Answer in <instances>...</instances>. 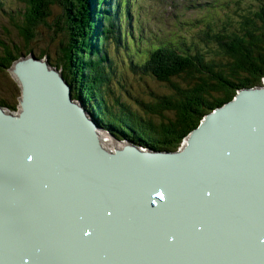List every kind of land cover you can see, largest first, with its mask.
Here are the masks:
<instances>
[{
  "label": "water",
  "instance_id": "water-1",
  "mask_svg": "<svg viewBox=\"0 0 264 264\" xmlns=\"http://www.w3.org/2000/svg\"><path fill=\"white\" fill-rule=\"evenodd\" d=\"M21 66L42 69L46 76L56 80L59 105L66 119L73 113L85 117L83 105L73 102L69 85L55 71L49 69L46 62L33 57L18 60L14 64L13 73L20 81L18 69ZM22 85L25 99L23 97L20 102L22 112L18 118L10 117L6 120L0 116V120L7 122L5 137L9 133V136L13 134L18 140L25 133L27 125L37 128L44 125L40 123L41 120L28 121L29 92L26 79L22 81ZM260 110L264 111V87L240 90L233 101L204 117L200 126L187 137L186 146L181 152L152 153L146 150L147 153H140L138 150L142 151L144 148L128 146L130 151L122 155L121 171L107 166L108 163L117 161L118 153L109 155L93 142L103 156L100 171L108 174L109 179L115 178L114 181H109V193H105L100 206L94 207L96 211H104L106 217L79 218L78 221H72L64 242L58 240V237L42 236V245L47 239L56 245L49 248L41 246L44 250L43 256L38 252L31 253L30 262L24 259L21 264H42L46 252L48 264H53L54 254L63 249L67 250L64 246L69 244L70 237L71 241L78 238L81 234L79 230H83V237L77 245L99 247L101 252L108 250L106 253H113L117 264H173L172 261L176 260L179 264H264V129H250L257 126L250 124L254 118H258L254 112ZM217 115L225 116L226 121L221 122L225 124H220L218 118L211 120ZM90 118L93 124L97 123L95 125L100 127L96 119ZM209 126L212 127L211 130H207ZM242 126L246 128H240ZM212 130L226 134L221 140L220 148L228 151L229 157V160L226 157L222 168H219L217 176L213 177L207 174L213 158H204L201 152H217V144L212 147L209 143L216 141ZM231 135H235V140L225 148V140L228 139L226 137ZM88 140L89 138L85 139V142ZM2 146H5V139ZM11 146L16 145L11 142ZM193 146L200 148L197 155ZM191 155L193 158H186ZM154 157H160L161 162L155 164ZM132 160L135 162H131ZM12 173L14 172L10 171L9 174ZM5 177L7 176L3 178ZM181 177L191 180L192 185L180 191H172L173 181ZM206 178L210 181L204 186ZM67 181L68 179L64 180ZM5 188L9 194L16 187ZM141 189L147 196L141 193ZM136 190L140 193L135 195ZM54 194L64 196L65 192L59 190ZM0 200L6 207L9 199L0 196ZM143 221L150 224L151 231H133ZM157 228H162L163 231L159 240H154V230ZM145 240L148 245L175 248L167 253L164 250L153 252L145 246ZM24 249L25 246L22 250ZM94 258L105 259L106 255L81 253L73 257L71 263L78 259L87 262ZM56 264L70 263L66 258H59Z\"/></svg>",
  "mask_w": 264,
  "mask_h": 264
},
{
  "label": "trees",
  "instance_id": "trees-1",
  "mask_svg": "<svg viewBox=\"0 0 264 264\" xmlns=\"http://www.w3.org/2000/svg\"><path fill=\"white\" fill-rule=\"evenodd\" d=\"M6 1L0 0V15ZM17 1L23 8L17 11V16L11 15L10 21L26 45L36 37V32L34 36L29 29L42 25L53 8L60 10L57 28L65 40L72 41L73 47L69 57L64 46L59 47L58 64L64 65V75L73 92L82 94L87 101L93 99L99 107L98 110L94 106L93 112L99 114L97 119L101 125L112 128L109 130L112 134L116 131L148 148L154 144L156 151L164 149L161 146L177 144L168 151L177 152L182 141L211 111L233 101L240 90L262 87L264 0H249L245 8H241L245 1L239 3V16L234 22L225 16L226 29L212 31L207 41V37L200 36L201 47L206 49L214 43V52L196 48L195 44L191 47L187 42H182L177 49L173 48L174 43L150 42L135 26L134 0L126 7L115 0ZM228 2L233 5L235 0ZM108 40L114 42L116 49L123 48L133 74L168 83L171 93L157 96L153 102H136L143 109L140 112L115 115L105 111L103 101L108 102L113 70L106 51ZM4 46L0 41V48ZM11 62L12 57L1 62L0 55V69ZM173 78L185 81L187 89L179 92L177 84L170 81Z\"/></svg>",
  "mask_w": 264,
  "mask_h": 264
},
{
  "label": "bare ground",
  "instance_id": "bare-ground-1",
  "mask_svg": "<svg viewBox=\"0 0 264 264\" xmlns=\"http://www.w3.org/2000/svg\"><path fill=\"white\" fill-rule=\"evenodd\" d=\"M18 74L21 81L18 77L16 78L19 85L22 86V91H24L22 81L24 79L27 81L29 92L27 111L29 114L28 118H30L28 121L41 120L40 123L44 125L40 128L34 125H27L25 133L22 136L19 133L20 139L18 140L13 134L9 136V133L8 137H5L7 122H4L3 119L0 120V171H4L5 176H7V180H0V196L9 199L6 207L4 202L0 200V264H21L24 259L30 262L31 253L38 252L40 256H43V248L56 245L50 239H47V242L42 245L40 240L42 236L58 237V240L64 242V237L66 233H69L70 230L68 229L72 225V221H78L79 218L106 217L104 211H96L94 207L100 206L105 193H109L107 188L108 184H110L109 181H114L115 178L109 179L108 174L100 171L103 156L97 147L109 155L118 153L117 161L107 164L110 169L118 171H121L123 167L122 155L130 151V147L127 145L121 146L122 144H118L119 146H117V143L111 142L103 130L111 132L102 127L99 119L96 120L100 127L93 124V121L85 112V117L78 113L67 116L68 123L59 105L56 80L51 76H46L42 69L35 70L33 66H31V69H27L26 66H21L18 69ZM59 76L62 78L61 75ZM23 97L25 99V95L22 93L20 102ZM43 109L45 110L43 111ZM21 112L22 106L20 105L18 112L5 113L0 111V116H3L6 120L10 117L18 118ZM255 114L260 119L254 118L250 125L257 126H253L250 129H264V125H258L264 124V111H256L254 112ZM215 118L220 120V124H225L221 123L226 121L224 115H217L211 120L213 121ZM240 128L243 129L246 126ZM211 129V126L207 128V130ZM99 131H101L102 135L98 133ZM212 133L217 142L213 140V143L211 141L209 143L213 145L212 147H214L215 143L217 144V152L212 153L207 150H202L201 152L204 158L207 156L210 159L213 158V163L207 171V174L213 177V175L217 176L219 168H222L228 151L220 148L222 147L221 140L225 138L226 134L222 131L214 130H212ZM235 135L226 137L228 139L225 140V148L235 140ZM87 138L90 139L85 142ZM4 139L5 146H2ZM127 140H122L121 137L119 142L127 143ZM11 142L16 146L12 147ZM93 142L97 147L93 145ZM130 144L140 143L130 141ZM185 146L186 143L179 149V152ZM193 147L196 149L195 146ZM144 149L150 150L152 153L159 152L151 147ZM196 150L197 155L200 148L198 147ZM138 151L147 153L146 151ZM186 158H193V155ZM227 159L229 160V157ZM131 162H135V160ZM153 162L159 164L161 158L154 157ZM10 171L14 173L9 174ZM66 179L68 181L64 182ZM208 181L210 180L206 178L204 186L207 185ZM191 185V180L181 177L173 181L172 191H180ZM5 187L16 188L8 194ZM59 190L65 192L64 196L54 194L55 191L58 192ZM138 190L135 191V195L140 193ZM141 193L147 196L143 189H141ZM186 204L191 207L189 203ZM156 217L159 218L158 215ZM133 231L149 233L151 231L150 224L143 221ZM162 231V228L154 230V240H159ZM79 233L81 234L75 241H71L70 237L69 244L64 246L67 250L63 249L54 254L55 261L53 264H56L59 258H66L70 264H117L113 258V253H106L108 250L101 252L99 247L90 248L86 245H77L76 243L83 237V230H79ZM134 233L137 234L136 232ZM144 244L153 252L164 250L167 253L175 248L171 246L160 247L157 244L148 245L146 240ZM24 246L25 249L22 250ZM87 252H91L93 255L105 253L106 258H94L87 262L83 259H78L76 262L71 263L73 257ZM236 253H238L237 248ZM48 263L49 259L46 252L42 264ZM172 263L179 264V261H172Z\"/></svg>",
  "mask_w": 264,
  "mask_h": 264
},
{
  "label": "rangeland",
  "instance_id": "rangeland-1",
  "mask_svg": "<svg viewBox=\"0 0 264 264\" xmlns=\"http://www.w3.org/2000/svg\"><path fill=\"white\" fill-rule=\"evenodd\" d=\"M115 1L119 5H123L121 0ZM223 1L224 0H135L137 26L144 35L151 39V41L155 40L154 42H157L160 39L168 40L173 38L174 42H176L173 46L174 49L180 47L182 42L191 44V47L195 44L196 48H200L202 44L200 34L207 37V41L212 37V31L226 29L227 27L223 26L225 15L227 14L229 21L234 22L239 16V12H237L238 4H242V2L245 1L241 7L245 8L249 3V0H235L233 5L226 4V6L222 8L221 4ZM214 3L216 4L212 6ZM162 4L163 6H161ZM22 8L23 5L17 0H7L1 8L0 41L1 45H5L3 48H0L1 62L4 58L11 59L12 57V62L4 66V68L1 66L2 69H0V107L3 112L15 113L20 109L22 86L19 85L13 73L15 62L23 58L35 57V59L39 61L47 62L49 69L61 75L70 87L73 102L82 104L88 116L97 119L99 114L93 112L92 109L96 106V109L99 110V107L93 103V99L87 101L81 93V96H79L73 92L70 82L67 81L64 75V65L58 64V59L61 56L58 55L60 51L59 47L63 48L64 46L68 57L71 55L73 47L72 41L65 40L64 34H62L60 28H57L60 10L56 7L53 8V13L49 15L44 23H41L42 25L47 24L46 26L39 25L36 29H29V33L34 36L36 32V37L29 45H26L19 36V31L12 26L10 21L11 15L17 16V11ZM207 24L210 26H207ZM111 27L113 30L116 29L115 25L112 23ZM119 44L121 46V41ZM201 49L207 52H214L216 46L214 43H211L206 49L204 47H201ZM8 51L10 55L7 54ZM106 51L108 58L111 59L113 70L111 71L112 80L110 82V91L107 99L109 103L103 101L105 111L112 112L115 115H126L124 113L128 114L136 111L140 112L143 109L139 107L136 102H153L155 97L169 95L171 93L172 90L168 83H160L147 76L133 74L128 67L129 60L125 51L123 48L122 50L116 49L112 40H108ZM170 81L177 84L179 92L187 89V83L185 81L177 78L170 79ZM262 87H264V80L262 82ZM72 95L75 98L72 97ZM116 101L118 102L117 105ZM102 127L112 130L111 127H107L106 125H102ZM103 131H105L104 134L110 138L111 142L114 144L117 143V146L122 144L121 146H136L138 148L142 146V148H147L141 144H130L131 137L122 136L116 131H113L115 133H113L114 135L120 139L122 137V140L128 139V142H119L116 137H113L112 133L106 130ZM98 133L102 135L101 131ZM186 139L183 140L184 142L182 141L179 149L186 143ZM176 146L178 145L173 144L171 147L161 146L164 148L161 149V151L168 152ZM151 148L157 150L153 145ZM146 150L147 149H142V151ZM4 176L5 172L1 170V180L6 179V177L3 178Z\"/></svg>",
  "mask_w": 264,
  "mask_h": 264
},
{
  "label": "snow or ice",
  "instance_id": "snow-or-ice-1",
  "mask_svg": "<svg viewBox=\"0 0 264 264\" xmlns=\"http://www.w3.org/2000/svg\"><path fill=\"white\" fill-rule=\"evenodd\" d=\"M29 159H31V157H29ZM161 198H163L162 194H161ZM109 215H110V213H109Z\"/></svg>",
  "mask_w": 264,
  "mask_h": 264
}]
</instances>
